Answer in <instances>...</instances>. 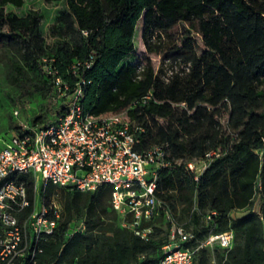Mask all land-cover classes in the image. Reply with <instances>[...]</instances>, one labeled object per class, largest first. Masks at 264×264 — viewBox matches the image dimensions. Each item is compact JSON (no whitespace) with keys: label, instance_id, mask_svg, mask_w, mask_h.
Instances as JSON below:
<instances>
[{"label":"trees","instance_id":"trees-1","mask_svg":"<svg viewBox=\"0 0 264 264\" xmlns=\"http://www.w3.org/2000/svg\"><path fill=\"white\" fill-rule=\"evenodd\" d=\"M13 1L0 0L1 61L19 97L44 98L50 115L28 120L44 126L56 121L62 107L51 99L56 77L71 87L85 79L81 105L86 112L129 107L130 118L143 127L138 149L167 144L172 165L158 170L156 190L178 218L203 238L208 228L200 213L216 210L215 231L233 230L231 248L214 247L215 263L209 248L200 249L194 261L264 264V0H52L64 5L49 33L71 39L70 45L55 46L38 31L37 10L7 17L6 6ZM140 19L145 50L156 54L164 50L162 36L182 24L178 41L158 66L135 52ZM90 55V67L77 65ZM72 64L77 74L70 71ZM168 68L172 73L165 80ZM148 92L152 97L144 104L131 106ZM216 148L221 154L193 181L184 172L185 162ZM22 179L30 195L33 180ZM258 183L262 217L252 210L230 217L233 209L253 207ZM111 190L109 184L94 191L47 184L49 196L58 194L62 215L53 234L39 243V264H150L161 257L166 225L159 218L152 238L143 241L120 225ZM194 199L200 213L192 211ZM80 223L84 228L69 235Z\"/></svg>","mask_w":264,"mask_h":264},{"label":"built area","instance_id":"built-area-1","mask_svg":"<svg viewBox=\"0 0 264 264\" xmlns=\"http://www.w3.org/2000/svg\"><path fill=\"white\" fill-rule=\"evenodd\" d=\"M80 64L90 67L93 55L77 62ZM77 65H71L73 74H77ZM141 68L142 63L137 70ZM184 68L187 70L188 66ZM171 73L168 68L163 78L167 80ZM84 84L85 79L79 78L71 87L56 77L51 99L62 104L56 121L44 126L19 120L8 139L0 144V264H39V243L53 234L62 215L58 194H47L48 183L79 191L111 185L110 203L120 225L143 241L152 238L160 218L167 227V240L161 246V257L150 264H192L200 249L231 248L233 230L228 227L215 231L216 210L200 213L194 199L192 211L200 213L208 228L207 234L199 238L186 226V220L178 218L170 202L157 194L158 170L172 165L167 144L138 149V132L143 127L130 118L129 107L97 115L86 112L81 105ZM151 97L148 92L133 100L131 106L144 104ZM18 114L19 110L14 109L13 115ZM220 154L221 149L216 148L204 157L188 160L184 172L198 181L211 158ZM22 177L33 180L30 195ZM256 189L253 207L233 209L230 217L250 210L262 217L258 208L262 202L259 183ZM83 228L80 223L68 234Z\"/></svg>","mask_w":264,"mask_h":264},{"label":"rangeland","instance_id":"rangeland-1","mask_svg":"<svg viewBox=\"0 0 264 264\" xmlns=\"http://www.w3.org/2000/svg\"><path fill=\"white\" fill-rule=\"evenodd\" d=\"M63 1H52V0H15L6 6V15L8 18L17 15L24 16L29 13L30 10L38 11V31L44 36L45 41L50 44H71V39L69 37L61 39L55 37L49 33L48 25L53 22L56 17L58 10L63 7ZM141 28L142 20L140 19L137 23L135 35H134V46L135 52L138 57L149 56L152 63L158 66L166 54H170L171 47L174 46L181 35L182 24L179 23L172 30L171 34L168 36H162V44L164 45V50L158 54L149 53L145 50L141 39ZM198 41L200 42L199 38ZM1 50V49H0ZM0 52V144L4 139H8L10 132L14 130V126L17 125L19 120L28 119V117L35 116L39 113L50 116L49 113L45 111V99L39 97L38 95L23 96L19 97V91L14 87L7 78V73L3 62L1 61ZM54 107L53 105H51ZM18 109V117L13 115V110ZM216 251L217 249L209 250V257L212 263L213 260L216 261ZM193 264H197L194 261Z\"/></svg>","mask_w":264,"mask_h":264},{"label":"water","instance_id":"water-1","mask_svg":"<svg viewBox=\"0 0 264 264\" xmlns=\"http://www.w3.org/2000/svg\"><path fill=\"white\" fill-rule=\"evenodd\" d=\"M263 19H264V13H263Z\"/></svg>","mask_w":264,"mask_h":264}]
</instances>
